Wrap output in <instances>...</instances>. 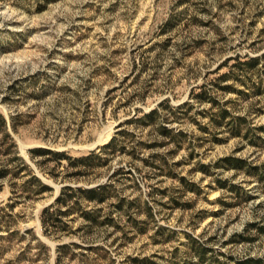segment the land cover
Wrapping results in <instances>:
<instances>
[{
	"label": "rangeland",
	"instance_id": "374dc122",
	"mask_svg": "<svg viewBox=\"0 0 264 264\" xmlns=\"http://www.w3.org/2000/svg\"><path fill=\"white\" fill-rule=\"evenodd\" d=\"M0 113L53 187L2 179L0 264L264 261V0H0ZM39 147L99 156L69 176ZM106 182L98 223L43 224Z\"/></svg>",
	"mask_w": 264,
	"mask_h": 264
},
{
	"label": "trees",
	"instance_id": "16d2710c",
	"mask_svg": "<svg viewBox=\"0 0 264 264\" xmlns=\"http://www.w3.org/2000/svg\"><path fill=\"white\" fill-rule=\"evenodd\" d=\"M11 125V121L3 114L0 113V152L6 154H14V158L18 161L15 163L13 167L7 166L5 163L0 165V190L3 187L1 183L3 178H5L9 173H18L19 169L24 168L29 174H31V178L25 183L26 189L32 188V183L37 185L34 191L36 193H42L44 191H51L53 187L49 184H46L42 181V179L35 174L34 170L31 168L30 164H28L23 157L16 155L17 153V144L14 138L11 136L9 131V127ZM166 130V129H164ZM113 141L109 142L106 145L102 146V149H107L112 146ZM32 153H36L39 155H50V158L55 160L57 165L61 163L63 158H68L71 162L72 166H79L80 164H84L86 169L78 168L76 170H72L67 172L69 176H81L87 174L88 170L94 168L93 166V158L99 156V153H96L93 150L90 154L81 156L79 158L72 159L67 156L65 151H55L49 148L39 147L31 149ZM48 160V159H44ZM23 164V165H22ZM54 176H57L58 173L52 172ZM109 183H101L96 186L85 187V186H72L66 185L62 187V190L56 200L51 203L49 206L44 208L43 211V224L45 226H55V227H65L66 224L63 220V217L74 212L75 210H81L82 216L86 217L90 224H96L99 222V215L97 210H87L86 206H84L82 200L86 199L89 202H93L98 204L103 202L107 198V194L109 192ZM65 207V209H63ZM244 264H264V261L261 259H249L244 262Z\"/></svg>",
	"mask_w": 264,
	"mask_h": 264
}]
</instances>
